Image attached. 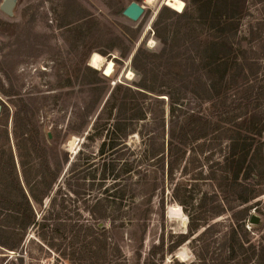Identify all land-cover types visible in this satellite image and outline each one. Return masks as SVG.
Listing matches in <instances>:
<instances>
[{
    "label": "rangeland",
    "instance_id": "1",
    "mask_svg": "<svg viewBox=\"0 0 264 264\" xmlns=\"http://www.w3.org/2000/svg\"><path fill=\"white\" fill-rule=\"evenodd\" d=\"M182 1L185 7L190 4L195 11L191 0ZM250 2L243 30L264 17V6ZM132 3L144 10L137 21L124 15ZM164 3L165 0L151 3L146 0H19L13 17L0 10V191L17 196L11 182L13 178L18 179L31 197L38 222L26 231L20 226L12 227L9 211L0 209V228L4 226L8 236L3 240L18 245L16 251L0 246V264H76L82 260L81 251L88 242L85 229H79L81 225L93 227L100 222V227L110 228L130 218L121 214L132 211L130 201L139 192L137 167L127 174L121 173L125 160L120 157V149L102 153L101 141L86 138L118 83L124 87L110 105L116 106L115 109H108L106 113L114 114L113 118L115 114L137 113L133 94L125 90L130 87L135 91L140 82V75L132 67L133 55L140 46L151 52H160L163 48L155 25L164 8L173 10ZM163 18L173 26L177 24L176 17L169 13ZM116 58L121 64L114 67L111 76H105L106 63ZM88 67L98 70L99 75ZM160 99L149 97L140 103L148 117L152 112L163 117L168 134L173 118L172 101L167 96ZM176 99H181L177 105L197 103L183 94ZM138 144V137L128 139L125 159L136 154ZM221 144L216 143L212 149L215 151L212 161L206 159L211 149L202 153L198 147L189 148L172 179L163 171L158 173L154 213L147 225L142 259L148 258L149 250L161 236L168 246L175 240L172 237L188 233V210L204 196L208 199L207 210L223 214L209 225L218 223V231L225 230L234 221V215L238 217L239 211L248 208L250 243L264 245V195L241 205L240 193L226 179L222 167L216 165L225 148ZM41 148L46 150L53 171H58L56 183L47 178L52 184L50 189L38 183L42 174L41 159L34 149L41 153ZM25 175L33 185L34 194L43 198L42 205L32 198ZM123 193L125 207L119 210V196ZM101 213H106L108 220H97ZM252 215L260 217L259 225L249 224ZM43 222L46 224L41 225ZM209 225L202 226L194 237ZM222 239L219 236L216 240L202 241L200 254L210 260ZM123 246L127 259L133 262L137 255L135 248ZM192 248L193 244L188 242L168 255L165 264H172L175 259L194 261Z\"/></svg>",
    "mask_w": 264,
    "mask_h": 264
},
{
    "label": "trees",
    "instance_id": "2",
    "mask_svg": "<svg viewBox=\"0 0 264 264\" xmlns=\"http://www.w3.org/2000/svg\"><path fill=\"white\" fill-rule=\"evenodd\" d=\"M191 3L195 11L190 4L180 13L169 8L161 11L155 25V33L163 41L160 52H151L140 46L133 55L132 67L140 75V82L135 91L130 87L125 90L133 94L137 113L115 114V118L114 114L106 113L116 107L110 105L116 100L119 89L124 87L118 83L102 113L93 122L86 140L101 141L102 153L107 149H120V157L125 160L121 173L127 174L137 167L139 192L130 201L132 211L121 214L129 219L110 228L100 227V222L93 227L80 226V230L85 229V241L88 242L80 250L84 254L82 260L76 264H165L168 255H173L188 242L193 244L195 260L181 262L175 259L172 264H264V245L256 246L249 240L248 208L239 211L238 217L234 215V221L225 230L218 231V223H209L223 214L214 209L207 210L205 196L194 208L187 209L188 233L172 237L175 240L168 246L161 236L149 250L148 258L142 259L147 225L154 213L157 175L163 171L172 179L189 148L198 147L202 153L211 149L206 159L212 161L215 144H225L221 160L216 165L222 167L226 179L240 193L241 205L264 195V17L243 30L251 8L250 0H191ZM253 4L264 6V0H253ZM168 13L176 17V25L164 20ZM110 50L114 51V48ZM113 62L114 67L121 64L119 58ZM88 69L99 75L98 70ZM180 94L191 96L197 103L178 106L181 99L176 97ZM161 96L172 101L173 118L168 134L165 133L163 117L155 112L148 117L140 103L149 97L162 100ZM223 123L228 124L224 126ZM131 136L139 138L137 152L125 159L127 141ZM33 144L34 148L38 147ZM34 151L41 159L42 174L38 183L50 189L52 184L47 178L51 177L56 183L58 171H53L44 148L41 153L37 149ZM129 165L130 169L127 168ZM250 182L252 184H248ZM11 183L18 195L12 197L0 191V209L9 211L12 227L20 226L26 231L38 224L31 197L18 179L13 178ZM25 183L34 201L42 205L43 198L34 194L26 175ZM125 198L124 193L119 196V210L125 207ZM108 217L101 213L97 220L106 221ZM205 225H209L208 228L194 237ZM0 229V246L16 251L18 245L3 240L8 239L5 227ZM56 230L59 231V227ZM219 236L223 239L210 260L200 254L202 241L216 240ZM125 244L135 248L137 255L133 262L123 251ZM208 247L206 243V250Z\"/></svg>",
    "mask_w": 264,
    "mask_h": 264
},
{
    "label": "water",
    "instance_id": "3",
    "mask_svg": "<svg viewBox=\"0 0 264 264\" xmlns=\"http://www.w3.org/2000/svg\"><path fill=\"white\" fill-rule=\"evenodd\" d=\"M19 3V0H3L2 5L0 6V10L6 14L8 17L14 16V11ZM144 10L143 8L137 4L132 3L124 12V15L133 21H137L142 16ZM112 62V61H111ZM103 67V66H102ZM102 69V68H101ZM105 73V71H104ZM260 223V217L256 215H252L249 224L252 226H257ZM102 226V225H101Z\"/></svg>",
    "mask_w": 264,
    "mask_h": 264
},
{
    "label": "bare ground",
    "instance_id": "4",
    "mask_svg": "<svg viewBox=\"0 0 264 264\" xmlns=\"http://www.w3.org/2000/svg\"><path fill=\"white\" fill-rule=\"evenodd\" d=\"M154 0H146L147 3H151ZM166 6L172 8L175 11L182 12L185 7V3L182 0H165L164 3ZM114 62L108 61L103 69L105 71V76H111L114 72ZM130 75H133L132 72H130ZM73 150V149H72ZM175 220V219H174ZM182 258V256H181Z\"/></svg>",
    "mask_w": 264,
    "mask_h": 264
}]
</instances>
